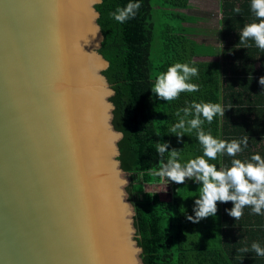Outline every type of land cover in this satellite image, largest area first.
Returning a JSON list of instances; mask_svg holds the SVG:
<instances>
[{
	"label": "water",
	"instance_id": "1",
	"mask_svg": "<svg viewBox=\"0 0 264 264\" xmlns=\"http://www.w3.org/2000/svg\"><path fill=\"white\" fill-rule=\"evenodd\" d=\"M95 4L0 0V264H143Z\"/></svg>",
	"mask_w": 264,
	"mask_h": 264
},
{
	"label": "trees",
	"instance_id": "2",
	"mask_svg": "<svg viewBox=\"0 0 264 264\" xmlns=\"http://www.w3.org/2000/svg\"><path fill=\"white\" fill-rule=\"evenodd\" d=\"M189 0H141L134 17L116 22L109 13L127 0H102L95 4L96 20L103 35L99 53L108 62L103 71L113 90L112 125L121 133L117 142L121 169L133 182L126 188L132 203L137 245L143 264H264L250 248L252 241L264 246V214L250 212L245 206L236 219L225 211L232 202L217 201L215 216L201 218L198 223L186 219L192 215L194 198L200 185L191 178L173 183L170 200L163 202L158 193L144 189L161 182L154 175L159 167L155 151L157 140L169 141V150L178 149V159L186 162L202 154L196 129L183 131L177 143L172 126L178 109L192 101H211L225 107L223 116H214L201 126L213 136L233 139L248 136V147L237 157L252 153L264 157V88L258 83L264 75V49L249 39L239 40L243 26L256 19L250 0H219V49H212L189 38L184 24L195 18L177 10L188 8ZM235 8H239L237 13ZM213 61H196L198 57H217ZM189 63L197 68L191 82L199 85L196 92H182L172 101L157 99L151 91L155 77L171 63ZM188 129V125H185ZM170 153L166 152L167 158ZM232 157L219 155L210 161L227 166ZM247 248L248 251H242Z\"/></svg>",
	"mask_w": 264,
	"mask_h": 264
},
{
	"label": "clouds",
	"instance_id": "3",
	"mask_svg": "<svg viewBox=\"0 0 264 264\" xmlns=\"http://www.w3.org/2000/svg\"><path fill=\"white\" fill-rule=\"evenodd\" d=\"M101 3L102 0H96ZM141 7V0H127L123 6H117L109 15L118 23H124L134 17ZM250 9L256 17L250 23L243 26L239 33V40L247 43L249 39L255 46L264 49V0H250ZM239 12V8L234 9ZM99 31L97 28L96 33ZM96 33L92 35L95 37ZM107 67V61H104ZM197 68L189 63L175 62L167 66L165 71L156 75L151 91L157 99L172 101L182 92H196L199 85L191 82V77L197 74ZM259 85L264 88V75L258 79ZM183 112L185 116L191 114V118L185 120L184 116L173 124L177 143L182 142L183 131L196 129V139L202 146V154L181 163L178 157V149L169 150V141L157 140L155 151L159 156V167L154 175L168 178L169 181L180 184L185 178H191L193 183L200 185V194L194 198L192 215H186V219L198 223L201 218L215 216L217 213V201L232 202L230 208L225 211L236 219L243 215L245 206H250V212L257 215L264 214V157L260 153H252L249 157L241 159L237 153L243 152L248 147V136L233 139H223L213 136L210 130L205 131L201 126L207 121L209 124L214 116H223L225 107L221 103L211 101H192L177 111V115ZM188 129H185V125ZM170 155L165 158L164 154ZM219 155L232 157L227 166L218 167L210 161L216 160ZM127 181H121L126 183ZM251 250L257 256H264V246L260 242L252 241ZM247 252L248 249H242Z\"/></svg>",
	"mask_w": 264,
	"mask_h": 264
},
{
	"label": "rangeland",
	"instance_id": "4",
	"mask_svg": "<svg viewBox=\"0 0 264 264\" xmlns=\"http://www.w3.org/2000/svg\"><path fill=\"white\" fill-rule=\"evenodd\" d=\"M219 0H189L188 8L184 10H177L180 13L193 16L195 21L193 23L184 24L190 29L189 38H192L197 43L210 46L212 49H219L220 42L218 40L219 19L220 13L218 8ZM217 57H201L194 58L196 61H213L218 60ZM128 181L125 188H127L130 182H133L128 174H125ZM168 178L161 179V182L154 185H144V189H150L158 193L160 199L168 203L170 200V190L173 181L167 183ZM189 179V178H185Z\"/></svg>",
	"mask_w": 264,
	"mask_h": 264
},
{
	"label": "bare ground",
	"instance_id": "5",
	"mask_svg": "<svg viewBox=\"0 0 264 264\" xmlns=\"http://www.w3.org/2000/svg\"><path fill=\"white\" fill-rule=\"evenodd\" d=\"M90 17H91V16H90ZM89 25H90V22H89ZM98 63H99V62H98ZM100 66H101V63H99L96 67L98 68V67H100ZM96 67H95V68H96ZM97 80H98V79H97ZM98 81L101 83L100 80H98ZM102 85H103V84H102ZM103 97H104V96H101V101L103 100Z\"/></svg>",
	"mask_w": 264,
	"mask_h": 264
}]
</instances>
